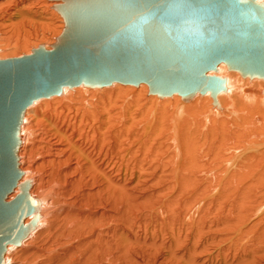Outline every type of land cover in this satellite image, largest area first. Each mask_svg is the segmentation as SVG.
Masks as SVG:
<instances>
[{
  "label": "bare ground",
  "instance_id": "1",
  "mask_svg": "<svg viewBox=\"0 0 264 264\" xmlns=\"http://www.w3.org/2000/svg\"><path fill=\"white\" fill-rule=\"evenodd\" d=\"M48 1L0 0V17L28 19L0 29V59L51 48L64 21ZM216 74L217 104L113 82L27 106L17 154L31 199L13 220L39 217L2 264H264V80Z\"/></svg>",
  "mask_w": 264,
  "mask_h": 264
},
{
  "label": "water",
  "instance_id": "2",
  "mask_svg": "<svg viewBox=\"0 0 264 264\" xmlns=\"http://www.w3.org/2000/svg\"><path fill=\"white\" fill-rule=\"evenodd\" d=\"M55 6L64 26L50 49L40 45L0 59V264L7 244L19 243L39 217L29 207L13 220L14 210L31 199L29 181L19 182L17 153L24 111L34 101L78 85L144 82L158 96L209 92L217 104L226 90L225 77L216 74L221 63L264 80V0H62ZM15 187L20 192L7 201Z\"/></svg>",
  "mask_w": 264,
  "mask_h": 264
},
{
  "label": "rangeland",
  "instance_id": "3",
  "mask_svg": "<svg viewBox=\"0 0 264 264\" xmlns=\"http://www.w3.org/2000/svg\"><path fill=\"white\" fill-rule=\"evenodd\" d=\"M44 2H49L48 0H43ZM51 1V0H50ZM13 5V4H12ZM9 8V9H8ZM11 8V6H7V7H4L2 10L3 11H6V9L7 10H11L10 9ZM52 8L51 7H48V11L49 12H51L50 10H51ZM3 11H1V12H3ZM52 11L54 12L53 13V16L52 17H55V23H56V25H58L59 24V18H61L60 17V14L57 12V10H54V9H52ZM14 12V13H13ZM17 14H19V13H17L16 12V10L14 11V10H12V14H11V12H10V15L9 16H3V15H1L2 17H0V29L2 30V31H7L6 33H12V32H14V28H15V25H17V24H20L22 21H26V20H28V19H22V17H21V15L19 16V15H17ZM57 15L58 17H56L55 15ZM11 16V17H10ZM16 16H19V17H16ZM4 18V19H3ZM13 18V19H12ZM7 19V20H6ZM13 21H12V20ZM2 20V21H1ZM6 22H5V21ZM17 21V23L15 24V21ZM4 22V23H3ZM9 22V23H8ZM10 22H11V24H10ZM12 22H14V23H12ZM3 24V25H2ZM13 24H15V25H13ZM2 25V26H1ZM7 25V26H6ZM37 26H41V23L40 22H37ZM6 27H8V28H6ZM9 29V30H8ZM122 85H124V84H122ZM146 85V84H145ZM112 86V85H111ZM111 86H107V87H111ZM134 86V85H133ZM140 86V85H139ZM139 86H134V87H139ZM146 87H147V85H146ZM148 94V90L146 91V93H144L143 94V96L144 97H148L149 96V94ZM150 95H155V94H150ZM201 96V95H200Z\"/></svg>",
  "mask_w": 264,
  "mask_h": 264
}]
</instances>
